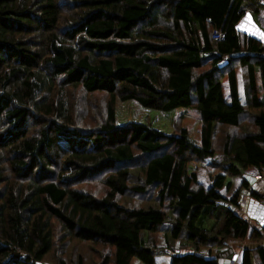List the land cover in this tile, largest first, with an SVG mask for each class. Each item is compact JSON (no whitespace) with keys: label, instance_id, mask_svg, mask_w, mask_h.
<instances>
[{"label":"trees","instance_id":"1","mask_svg":"<svg viewBox=\"0 0 264 264\" xmlns=\"http://www.w3.org/2000/svg\"><path fill=\"white\" fill-rule=\"evenodd\" d=\"M262 9L0 0V264H220L236 241L254 245L242 264H264V226L238 209L247 174L264 170V40L239 28ZM118 100L195 108L201 142L119 122ZM207 160L209 185L190 166Z\"/></svg>","mask_w":264,"mask_h":264},{"label":"rangeland","instance_id":"2","mask_svg":"<svg viewBox=\"0 0 264 264\" xmlns=\"http://www.w3.org/2000/svg\"><path fill=\"white\" fill-rule=\"evenodd\" d=\"M257 20L259 21L260 18H257ZM239 27L243 28V26L240 24ZM239 88H240V94L241 96H243V85L240 75H239ZM224 92L226 97H228L227 99H230L229 88L226 82H224ZM260 95L261 96L264 95V89L262 88L261 85H260ZM117 107H118L119 122H125L127 120L142 121L149 123L154 128L163 130L167 133L179 132L180 129L184 127L188 129L190 137L193 140H195L198 143L201 142V132H200L201 122H202L201 115L193 107H178L169 111H165V110L144 108L135 101L123 102L121 100H118ZM220 136L221 133H219V135L217 136L218 139L217 145H215L217 151V157H216L217 163H220L223 158L222 139L220 138ZM209 160L211 161V159ZM209 160L203 162L194 161L190 164L192 170H197L201 180L204 181L206 185L211 184V179H210L211 174L212 175L216 174V170H214V168L211 167V165L209 166L207 165V162ZM212 161H214V159ZM233 181H234V188L236 190H239L241 187V181H242L241 178L240 177L234 178ZM247 190L248 189L242 190L240 197H242V195L243 197H245L249 192ZM227 195L231 197L232 193H228ZM87 250H88V245L82 246L79 243L73 245L71 248V251L73 252V259L76 260L80 253L84 254ZM88 257L89 259L92 258V255L88 254ZM131 264H144V263H142L138 258H134ZM155 264H171V257L169 255H160L157 257Z\"/></svg>","mask_w":264,"mask_h":264},{"label":"crops","instance_id":"3","mask_svg":"<svg viewBox=\"0 0 264 264\" xmlns=\"http://www.w3.org/2000/svg\"><path fill=\"white\" fill-rule=\"evenodd\" d=\"M251 12V13H250ZM264 9L261 12L249 11L245 14L242 21L239 23L243 26L240 28L243 32L253 35L261 40H264ZM255 15H254V14ZM257 18H260L258 21ZM243 22V23H242ZM263 24V25H262ZM262 26V27H261ZM247 178L251 183L249 191L245 197H240L239 200V211L240 214L246 218L253 227L261 229L264 226V180L259 179V175H248ZM256 192L260 197L253 195ZM251 218V219H250ZM251 243L247 241L234 242L235 253L233 256L222 257L220 259V264H242L244 250L250 246ZM264 244V241H263ZM171 257V256H170ZM131 264V263H130Z\"/></svg>","mask_w":264,"mask_h":264},{"label":"built area","instance_id":"4","mask_svg":"<svg viewBox=\"0 0 264 264\" xmlns=\"http://www.w3.org/2000/svg\"><path fill=\"white\" fill-rule=\"evenodd\" d=\"M215 36L219 38L221 35H215ZM259 179L264 180V170H263V172L260 174Z\"/></svg>","mask_w":264,"mask_h":264}]
</instances>
